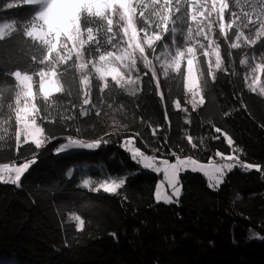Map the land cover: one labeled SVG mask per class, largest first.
Returning a JSON list of instances; mask_svg holds the SVG:
<instances>
[{
	"label": "trees",
	"instance_id": "1",
	"mask_svg": "<svg viewBox=\"0 0 264 264\" xmlns=\"http://www.w3.org/2000/svg\"><path fill=\"white\" fill-rule=\"evenodd\" d=\"M35 1L0 0V21L11 23L0 35V163L22 162L35 151L19 138V102L26 87L18 73L30 76L36 122L41 135L53 140L38 152L20 187L0 182V264H264V240L249 238L264 236V172L236 167L218 188H210L203 173L185 171L178 202L168 204L155 198L163 175L144 169L120 147L129 135L139 133L136 146L148 155L174 161L170 153L175 151L206 162L217 152L233 154L215 132L219 127L243 149L236 153L242 160L264 165V96L246 87V51L238 45L239 31L231 27L222 34L219 23L213 26L220 62L212 67L206 52L191 40L195 28L187 12L196 7L195 0H112L109 15L95 7L89 10L100 6V0H52L66 18L53 49L50 37L29 33L42 25L37 16L41 5ZM206 1L213 6L202 23L206 30L218 19V10L226 21L231 15L260 21L264 15V0ZM125 4L140 37L153 6L184 17L173 23L177 47L196 48L204 105L193 110L186 102L191 100L187 63L168 72L147 44L138 49V65L129 81L95 76L93 64L116 48L125 28L132 38ZM259 56L264 77V44ZM43 72L53 73L60 85L47 97L42 94ZM177 101L188 111L176 109ZM77 130L81 139L111 142L96 150L55 154V147ZM84 164L97 168L86 170ZM82 173L94 180L122 177L125 184L117 193L92 192L79 186ZM72 212L84 220L83 228H76Z\"/></svg>",
	"mask_w": 264,
	"mask_h": 264
},
{
	"label": "rangeland",
	"instance_id": "2",
	"mask_svg": "<svg viewBox=\"0 0 264 264\" xmlns=\"http://www.w3.org/2000/svg\"><path fill=\"white\" fill-rule=\"evenodd\" d=\"M35 2L40 3L41 5V9L39 10L37 16L42 20V25L40 27L30 28L29 33L38 38L50 37L52 39V48L55 49L58 46L61 35L65 31L66 18L64 10L62 7L55 8L52 5V0H36ZM194 4L196 7L187 12L190 20V25L191 27L195 28L194 34L196 38H193L191 40H194L193 44L196 45V48L198 46L201 50H204L206 52L209 64L212 67H216L220 62L219 48L215 43V37H213V26L219 23L217 27L222 34H225L226 31L231 27H234L240 33L238 37V45L245 48L244 51H246V54L243 56V62L248 73L247 84L251 83L253 79H258L260 80L261 84H264V77L261 76V58L259 56L261 48L264 44V15H262L260 21H253L251 20V18L249 19L245 15H231L230 21H226L223 15L224 11L218 10V19L214 20L213 23L206 25L208 26V29L206 30L204 24L202 25V23L206 18L207 12L213 6L206 0H195ZM100 6H102L101 12L103 14L109 15L113 10V1L100 0ZM160 10L161 8L156 6L149 8L148 12L146 13V19H144L145 25L144 29L142 30L141 37L138 35L132 23V17L130 13L128 11L125 12V16L128 18L129 26L132 30V38L125 28L122 31V40H118L116 48L108 56H105L102 59L96 61L93 64L92 71L95 76L100 78L101 80H104L106 77H111L119 80L120 82L129 81L131 78L129 75L132 74L133 70H135L138 65V49L142 43L145 47L147 44L151 49L150 53L152 52L156 55L158 63H161L165 70H167L168 72L176 71L182 61H185L187 63L186 87L190 92L192 99L194 93H200L196 57L195 55H193L196 48L194 49L193 47H188L187 50L182 51L177 47V30L173 26V23L179 24L184 20V17L182 15H174V13H170L168 11L160 12ZM158 12H160V14L156 15ZM53 21L56 22L55 25H52ZM109 21H111V17L109 18ZM169 21H171L172 23L170 24ZM250 25H253V28H251V30H244V28L246 27L249 28ZM10 26L11 23H9V21L1 20L0 35H2L3 32ZM201 29L206 31L201 32ZM207 33H209L210 35L208 36ZM156 42H161V45L157 48H154L153 46ZM170 42L172 43V45L170 44ZM248 50L250 52H248ZM17 76L26 87L25 93L22 95V100L21 102H19V138L21 139V137H24L26 141H29L30 138L41 136L40 127L36 122V110L33 105L35 92L30 82L31 78L28 74L18 73ZM42 76L43 81L41 86L42 94L44 96H50L60 89L59 82L53 77V73L43 72ZM64 142H66V139L60 143ZM71 151L74 150H67L66 153H69ZM199 162L205 165L210 164L208 161ZM85 165L86 170L91 167L93 169L97 168V166L89 164H84L81 166ZM185 171H191V169H186L183 172ZM85 175V173H82L81 179ZM161 180H163V177L159 179L158 183ZM163 187L164 190L168 192V194H171V189L168 188L167 182L164 183ZM175 199L176 198H174V200Z\"/></svg>",
	"mask_w": 264,
	"mask_h": 264
},
{
	"label": "snow or ice",
	"instance_id": "3",
	"mask_svg": "<svg viewBox=\"0 0 264 264\" xmlns=\"http://www.w3.org/2000/svg\"><path fill=\"white\" fill-rule=\"evenodd\" d=\"M246 87L250 92L256 93L258 91L261 96H264V84H261L260 80L253 79L251 83L246 85ZM186 102L191 105L193 110H195L198 106L205 104V96L200 93H194L192 99L186 100ZM174 107L183 112L188 111L186 107H182L180 101L174 103ZM242 107L246 106L242 105ZM224 115L227 116L229 113L225 112ZM165 119H168L167 112H165ZM185 123H189V121L185 120ZM215 132L220 133L224 137L227 144L232 147L233 152V154H230L227 157L223 152H217L216 155L224 161L223 163L218 164L210 163L205 165L198 160H194L191 156L181 157L175 151L170 153V155L175 158L174 162L170 159H160L155 154L146 155L145 152L141 151L135 143L136 138L140 135L139 133H136L135 136L129 135L124 139L123 143L120 144V147L130 153V158L138 165H142L144 169L163 174V180L156 185L155 198L158 202L163 201L164 203L171 204L173 202H178V198L181 195L180 174L186 169H191L193 172H202L207 177L208 186L210 188H218L224 182L226 174L231 172L236 166L264 172V165H261L260 163H248L245 160H242L240 155L236 154L242 153L243 149L234 146L235 142L231 135L226 131H222L219 127H215ZM105 135L107 136L110 134L106 133ZM155 135L156 129L154 128L153 136ZM186 138L193 148L198 147V145L194 143L191 135H186ZM219 138V136L213 137V139ZM65 139L66 142L60 143L55 147V154H63L66 153L67 150H96L102 145H107L111 142L110 139H105L104 137L97 139H81L79 138V130H77L76 136L69 134ZM167 139L168 138L165 137V141H167ZM51 140L53 139H49L43 135L36 138H30L29 144L34 145L35 151L32 152L31 156L24 157L22 162L0 163V182L20 187L22 178L29 172L30 168L37 163L38 152L45 149L46 145H48ZM73 174V169L69 168L66 173L67 177L71 178ZM165 182H167L168 188L171 189V194H168V192L164 190L163 186ZM124 184L125 179L122 177L94 180L92 175H85L79 181V186L83 189H90L92 192H100L102 189L104 193H117V190ZM49 191H52V189H49ZM174 198L176 199L174 200ZM70 219L76 222L75 226L77 229L83 228L84 220L80 215H77L76 212L70 214ZM112 235L115 236V233ZM249 238L264 240V236L256 234Z\"/></svg>",
	"mask_w": 264,
	"mask_h": 264
},
{
	"label": "built area",
	"instance_id": "4",
	"mask_svg": "<svg viewBox=\"0 0 264 264\" xmlns=\"http://www.w3.org/2000/svg\"><path fill=\"white\" fill-rule=\"evenodd\" d=\"M161 159V158H160ZM209 163H223L224 161L221 160V158L218 155H213L208 160ZM241 171H246L249 169L241 168L240 166H237Z\"/></svg>",
	"mask_w": 264,
	"mask_h": 264
},
{
	"label": "clouds",
	"instance_id": "5",
	"mask_svg": "<svg viewBox=\"0 0 264 264\" xmlns=\"http://www.w3.org/2000/svg\"><path fill=\"white\" fill-rule=\"evenodd\" d=\"M123 6H124V8H125V12H127V11H128V7H127V5L125 4V5H123ZM93 7H95L96 10H97L98 12L102 10V6H97V5H92V6H90V7H89V10L91 11Z\"/></svg>",
	"mask_w": 264,
	"mask_h": 264
},
{
	"label": "crops",
	"instance_id": "6",
	"mask_svg": "<svg viewBox=\"0 0 264 264\" xmlns=\"http://www.w3.org/2000/svg\"><path fill=\"white\" fill-rule=\"evenodd\" d=\"M226 157L228 156V155H225ZM237 167V166H236Z\"/></svg>",
	"mask_w": 264,
	"mask_h": 264
}]
</instances>
